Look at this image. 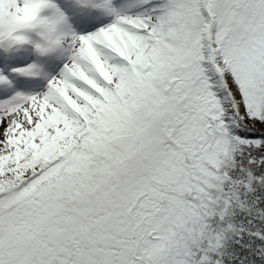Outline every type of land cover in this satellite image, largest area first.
Masks as SVG:
<instances>
[{"label": "snow or ice", "instance_id": "6c2138e0", "mask_svg": "<svg viewBox=\"0 0 264 264\" xmlns=\"http://www.w3.org/2000/svg\"><path fill=\"white\" fill-rule=\"evenodd\" d=\"M0 264H264V0H0Z\"/></svg>", "mask_w": 264, "mask_h": 264}]
</instances>
